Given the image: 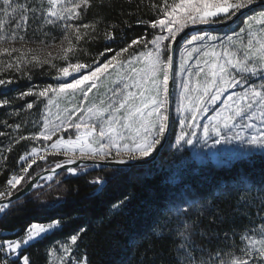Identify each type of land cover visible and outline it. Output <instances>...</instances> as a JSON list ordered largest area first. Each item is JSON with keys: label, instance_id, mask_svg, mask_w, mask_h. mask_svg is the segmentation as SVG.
I'll return each mask as SVG.
<instances>
[{"label": "snow or ice", "instance_id": "obj_1", "mask_svg": "<svg viewBox=\"0 0 264 264\" xmlns=\"http://www.w3.org/2000/svg\"><path fill=\"white\" fill-rule=\"evenodd\" d=\"M46 2V7L44 0H39V7H29L27 2L19 4L16 0H2L0 57L7 56L9 60L0 67V71L14 69L28 76L23 72L25 67L32 64L42 67L47 64L56 69L57 83L38 90L29 88L12 99H0V108H12L9 115L18 117L22 110L14 107V101L28 96L46 98L48 105H53V97L58 101L79 93L82 99L78 106L67 110V115L59 124L50 123L45 117L39 132L10 137L6 149L8 152L21 141L42 140L44 144L42 147H32L19 156V170H12L0 188V215L16 207L19 198L30 190L43 187L39 181L53 180L57 169L71 176L81 173L86 175L88 170L101 168V162L111 159L113 163L124 167L113 168L110 173L87 181L95 192H103L110 181L124 174L126 168L154 160L173 120H178L180 125L174 146L182 143L192 145L194 138L199 135L205 145L212 139V147L235 142L238 145L236 151L241 157L264 154V10L248 17L245 27L240 28L239 32L223 36L196 32L184 40L179 52L176 49L178 39L189 26L227 24L241 10L256 4L258 0H171L170 3L164 0L159 6L156 19L147 22L137 20V25L147 23L155 32L150 40L145 34L130 39L119 50L105 47L91 63L73 60L83 51L82 44L100 38L97 34V21L80 22L92 7V0ZM29 20L38 23L37 31L44 37L39 41L41 44L48 43L50 33L45 31L46 28H58L63 32L59 45H55L56 37L52 36L55 52L48 51L41 58L31 55L36 49L4 46L6 43L25 40ZM107 29L102 34L105 44L115 43L116 28L108 25ZM120 39H125L124 29H120ZM31 42L35 43V40ZM57 60L63 61V66L57 67L54 63ZM28 79L31 80V76ZM104 80L109 81L110 87L103 96L89 102L90 94ZM14 83L16 81L12 78L0 79V87L5 90ZM173 98L176 103L175 116L171 113ZM33 107V102L25 105L27 110ZM202 116L204 119H201ZM73 117L76 119L73 120ZM8 127L18 132L22 124ZM73 128L76 131L75 139L60 136L53 140L58 132H67ZM197 130L202 131L198 133ZM3 151L0 149V154ZM57 154H62L64 159L50 170L42 169L47 172L46 175L33 179L30 169L38 161H46L50 155ZM2 158L7 160V156ZM86 159H91L93 164L89 166L84 163ZM176 179L182 180L179 177ZM252 187L264 190V184L257 186L244 176L235 185L218 187V192L226 197L234 188L249 191ZM184 190L187 194L185 197L179 200L172 197L169 200L182 225L177 233L181 238L177 251L183 264H264V223L246 227L240 233L239 245L232 239L236 235L235 229L231 234L225 233L223 242L227 244L231 241L227 249L218 247L213 252L207 245L198 244L193 239L197 235L198 220L183 218L193 208L203 215L204 208L211 205V200L202 204V198L190 196L189 186L184 185ZM34 199L39 200L38 192ZM61 199L57 197L51 203ZM130 199V196H123L112 204L110 211L115 213L122 210ZM260 199L264 204V197ZM46 203L41 202L42 206ZM241 203L250 201L241 195L238 206ZM257 215L264 220V215L259 212ZM220 219L223 220V217ZM210 222L216 221L212 219ZM64 223L59 218L49 222L33 221L23 229L22 234H15V238H0V264H31V258L24 249L60 229ZM86 231V226L79 227L66 241L60 243V264H64L66 258L71 260L75 247H78ZM154 234L157 237L161 235L160 232ZM198 234L206 237L209 244L212 239H221L214 231L199 229ZM3 235V231H0V237ZM196 251L207 253L206 258L196 260L193 256ZM54 252L55 249L50 248L48 255L52 256ZM78 264H88L86 254L79 259Z\"/></svg>", "mask_w": 264, "mask_h": 264}, {"label": "trees", "instance_id": "obj_2", "mask_svg": "<svg viewBox=\"0 0 264 264\" xmlns=\"http://www.w3.org/2000/svg\"><path fill=\"white\" fill-rule=\"evenodd\" d=\"M164 0H92V7L82 16L84 23L98 22L97 34L100 38L94 42L82 44L81 51L75 58L81 62L90 63L103 51L105 47L119 50L132 38L147 34L151 39L154 31L147 23L137 25V20L151 21L157 18L159 6ZM29 6L33 5L29 3ZM155 6V8H154ZM264 10L259 8L252 13ZM132 15H128V13ZM248 14V15H250ZM240 19L234 26L224 30L208 31L212 34L226 33L237 29ZM127 22V23H125ZM112 25L117 30L115 43L105 44L103 32L107 26ZM39 25L34 20H29L27 33L37 40L44 37L37 31ZM120 29H124L125 39H120ZM50 35L57 37L58 28H46ZM180 47V46H179ZM31 76L14 74L16 83L7 90L0 88V99H12L19 93L27 91L32 86L52 83L55 73L50 66L37 67L32 64L23 71ZM10 73L3 74L8 77ZM30 98L15 100L14 107L20 109L21 115L12 117L9 113L12 108H0V188L12 170L18 171L19 156L24 154L28 147L26 141L16 144L11 152L7 146L12 136L26 133L28 125L24 114V104ZM27 117V116H26ZM28 121V120H27ZM6 122V123H5ZM22 124L17 135L9 125ZM174 125V123H173ZM172 125V132L174 126ZM171 136V135H170ZM170 140V138H169ZM183 158L176 149L167 146L162 151L156 162L148 166H134L124 170V174L117 180L110 181L103 192L97 193L87 183L98 175L110 173L113 168H103L84 176L70 177L63 180L64 173L57 176L56 181L45 188L35 190L19 200L16 207L11 208L0 217V230L7 232L3 238H15V234H22L23 229L31 222H49L59 218L65 223L58 230L24 249L31 258V264H49L48 250L56 248L67 240L79 227L86 226L87 231L75 247L73 258L66 259L64 264H75L80 258L87 255L88 264H183L177 246L181 243L178 231L182 227L179 218L174 214V206L169 203L170 198L177 200L187 194L184 185L189 186L192 198H202L200 203L206 204L211 200V205L204 208V214L193 208L183 219L198 220L197 235L193 239L200 245L215 252L217 248H229L231 241L223 242L225 233L231 234L235 229L236 235L232 237L236 244L240 243V233L246 228L264 223L257 213L264 215V190L252 187L249 191L234 188L226 197L218 192V187L225 184L235 185L241 177H248L257 186L264 184V154H253L250 158H239L228 164L218 165L210 162L197 163L190 159L188 152L182 150ZM7 156L5 161L2 157ZM60 160L57 156H49L44 162H37L30 169L35 175L43 167ZM7 169V170H4ZM182 178L176 179V178ZM175 181V182H172ZM39 193V200L34 197ZM244 196L250 203H241L238 206L239 196ZM123 196L131 199L122 210L112 213L111 206ZM57 197H62L59 202ZM41 202H48L42 206ZM244 213V214H242ZM223 217V220L220 217ZM215 219V223L210 221ZM199 229L206 232H216L221 239H212L208 243L206 237L200 236ZM160 232L157 237L154 233ZM196 260L207 256V253L196 251L193 253Z\"/></svg>", "mask_w": 264, "mask_h": 264}, {"label": "rangeland", "instance_id": "obj_3", "mask_svg": "<svg viewBox=\"0 0 264 264\" xmlns=\"http://www.w3.org/2000/svg\"><path fill=\"white\" fill-rule=\"evenodd\" d=\"M16 2L19 4H23V3L27 2L28 4L31 3L35 7H39V0H16ZM168 2L170 3L171 0H168ZM0 4H2V0H0ZM44 6L45 7L47 6L46 0H44ZM258 13L259 12L252 13L250 15L245 16L243 21L240 22L237 29H232L226 33L212 34V33H209L208 31H203V32H199V33L207 32V33L212 34V35L223 36L224 34H231L234 31L239 32L240 28L245 27V20L248 17L256 15ZM0 18H3L2 14H0ZM17 18H18V16H17ZM80 22L84 23L82 18H81ZM12 23L14 24L15 20H13ZM154 34H155V32H154ZM25 36H26V38L24 41L17 40L14 44L6 43L4 46H6V47H13L14 46L17 48H23L24 50H27L29 48L36 49L37 51L33 52L31 55H37V56H40L41 58H43L46 52H48V51L55 52V50H56L55 45H59L60 39L63 36V32L60 31V34L56 37L55 45L53 44L52 39L48 40L47 44H41L39 42L40 40H37L36 38L32 37L28 33H26ZM191 36H189L187 39H189ZM245 37H246V33H245ZM32 40H35V43L31 42ZM245 42H246V39H245ZM41 49H43V51H41ZM179 49H180V47L178 48L177 52H179ZM29 59H30V56H29ZM8 60H9V57H7V56L0 57V67H2L3 64L7 63ZM75 60H77V59L74 58L73 62H75ZM54 63L56 64L57 67L63 66V61L57 60V61H54ZM193 63H195V62H193ZM45 65H47V64H45ZM48 66H50V65H48ZM24 70H25V68L23 69V71ZM50 70L55 73V77H56L57 76L56 69L50 66ZM7 73H10V75L8 77H4L3 74H7ZM20 73L21 72H17L14 69L13 70L0 71V79L13 78L14 74H20ZM56 83H57V79L54 78V81L52 83H48V84L55 85ZM48 84H42L39 86H32V88H36L38 90L39 88H43L44 86H46ZM109 87H110V84H109L108 80L101 81L100 86L97 89L93 90V92L90 94L89 102L97 100L98 97L103 96ZM0 88L4 90V88H2V87H0ZM235 90L239 91L240 89H235ZM229 91H231V90H229ZM27 98H30L28 102H33L34 107L31 110H27L25 108V105L28 102L26 104H24V114L27 113L25 115V119H26V123L28 125V129H27L28 131L26 133H24L23 135H28L31 133L39 132L40 128L43 126V119L45 117H47V119L50 121V123L59 124L60 120L63 119L67 115V110H71L73 107L78 106L80 104L81 99H82V97L79 95V93H77L75 95H68L66 97L59 99L58 101H56V99L53 97V100H54L53 105H48V99H46V98L41 97V98L37 99L36 96H28V97H25L24 99H27ZM175 107H176V103H175V98H174L173 116L176 115ZM78 115H79V113H77V116ZM205 115H207V114H205ZM75 119H76V117H73V120H75ZM201 119H204V117L202 116ZM173 123H174L173 134H171L170 140L168 141L166 146L168 148H171V149L173 148V149L178 150L180 157L183 158L181 151L186 150L188 152L189 158L194 160L197 163L210 162V163L218 164V165H224V164L226 165L233 160L243 158L236 151L238 145H236L235 142L233 144H221V145H216L215 147H212L211 146L213 143L212 139H209L207 141V145H205L202 142V140L200 139L199 135L197 138H194V143L192 145H187L186 143H182L179 146H174L175 145V136L179 132L180 125H179L178 120H173ZM197 131L199 133L202 130H197ZM15 134L17 135L16 132H15ZM75 135H76V131L73 128V129H69L67 132H64V131L58 132L56 134V136L53 137V140H55L56 138H59L60 136H63L65 139H67L69 136H71L73 139H75ZM17 137H18V135H17ZM48 143H51V142H48ZM43 144H44V142L42 140L41 141L26 140V145L28 147L27 151H30V149L32 147H42ZM50 156H57L60 158V160L64 159V156L62 154L50 155ZM76 156H79V153H76ZM38 162H44V161H38ZM3 233H4V235L7 234V232H5V231H3ZM0 238H3V237H0ZM59 246L60 245H58L56 248H54L55 249L54 254L52 256H49V264H60L59 256L62 255V253L59 251ZM71 258H73V254H72ZM75 264H78V262H76Z\"/></svg>", "mask_w": 264, "mask_h": 264}, {"label": "water", "instance_id": "obj_4", "mask_svg": "<svg viewBox=\"0 0 264 264\" xmlns=\"http://www.w3.org/2000/svg\"><path fill=\"white\" fill-rule=\"evenodd\" d=\"M259 8H264V0H258V2L252 6H250L249 8L247 9H243L241 10L240 13L237 14L236 17H234L229 23L227 24H200V25H191L189 26V28H187L185 30L184 33L181 34V38L178 39L177 43H176V49L178 50L179 46L184 42V40H186L189 36H191L192 34L196 33V32H203V31H216V30H224V29H228V28H231L232 26H234L240 19L244 18L245 16H247L248 14H250L251 12L259 9ZM173 102H174V98H173ZM173 102L171 104V113L173 115ZM172 125H173V121L170 122V126H169V131L167 133V136H166V139L165 141L163 142L162 146L159 147L157 153L155 154V158L153 161L149 162V163H145L143 165H137V166H148L154 162L157 161V159L159 158V156L161 155L162 151L165 149L168 141H169V138H170V135H171V132H172ZM98 159V158H97ZM63 159L61 160H58L52 164H48L46 167L42 168L43 170H50L51 168H53L55 166V164L57 162H60L62 161ZM84 163L88 164L89 166H91L93 164V161L91 159H86L84 160ZM135 163V162H133ZM101 164L103 165V167L101 168H96L94 170H88L87 171V174L91 173V172H94L96 170H99V169H103V168H123L124 166L123 165H117L115 163H113L111 161V159L107 162H101ZM67 167V166H65ZM131 168V167H130ZM41 169V170H42ZM129 169V168H127ZM38 171L35 175H33V179H35L37 176H43V175H46L47 172L46 171ZM57 172V175L54 176L53 180L51 181H39V183L43 184L44 186L39 188V189H42V188H45L47 187L48 185H50L51 183H53L54 181H56L57 179V176L62 173V171L60 169H57L56 170ZM64 173V177H63V180H66L70 177H78V176H84L85 174L81 173L77 176H71V175H67L66 172H63ZM86 174V175H87ZM38 189V190H39ZM33 191L35 190H30L29 193L21 196L19 198V200L23 199L24 197H26L27 195L31 194ZM2 215H0L1 217Z\"/></svg>", "mask_w": 264, "mask_h": 264}]
</instances>
